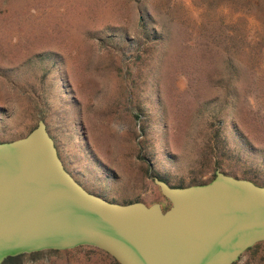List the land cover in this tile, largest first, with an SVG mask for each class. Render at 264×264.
I'll list each match as a JSON object with an SVG mask.
<instances>
[{
  "label": "rangeland",
  "instance_id": "1",
  "mask_svg": "<svg viewBox=\"0 0 264 264\" xmlns=\"http://www.w3.org/2000/svg\"><path fill=\"white\" fill-rule=\"evenodd\" d=\"M46 124L87 191L168 201L216 171L264 187V0H0V142ZM118 264L90 246L2 264ZM233 264H264V242Z\"/></svg>",
  "mask_w": 264,
  "mask_h": 264
},
{
  "label": "water",
  "instance_id": "2",
  "mask_svg": "<svg viewBox=\"0 0 264 264\" xmlns=\"http://www.w3.org/2000/svg\"><path fill=\"white\" fill-rule=\"evenodd\" d=\"M168 201L120 204L90 193L65 169L46 124L0 142V264L22 254L79 246L118 264H233L264 242V187L220 171L171 186Z\"/></svg>",
  "mask_w": 264,
  "mask_h": 264
},
{
  "label": "clouds",
  "instance_id": "3",
  "mask_svg": "<svg viewBox=\"0 0 264 264\" xmlns=\"http://www.w3.org/2000/svg\"><path fill=\"white\" fill-rule=\"evenodd\" d=\"M31 264H47V260L44 259V258H41V259L38 260V261L31 262Z\"/></svg>",
  "mask_w": 264,
  "mask_h": 264
},
{
  "label": "trees",
  "instance_id": "4",
  "mask_svg": "<svg viewBox=\"0 0 264 264\" xmlns=\"http://www.w3.org/2000/svg\"><path fill=\"white\" fill-rule=\"evenodd\" d=\"M13 259H14V258H8V259H6V260H13ZM6 260H5V261H6Z\"/></svg>",
  "mask_w": 264,
  "mask_h": 264
}]
</instances>
